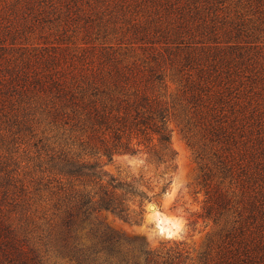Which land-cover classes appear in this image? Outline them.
Instances as JSON below:
<instances>
[{"label": "trees", "instance_id": "trees-1", "mask_svg": "<svg viewBox=\"0 0 264 264\" xmlns=\"http://www.w3.org/2000/svg\"><path fill=\"white\" fill-rule=\"evenodd\" d=\"M226 3L0 0V120L35 148L27 180L0 163L1 254L25 264H60L47 261L51 249L71 264H187L184 241L154 249L90 224L102 210L143 213L152 196L142 178L110 174L105 161L145 152L175 167V120L205 193L188 225H221L198 260L264 264L261 18L250 29Z\"/></svg>", "mask_w": 264, "mask_h": 264}, {"label": "rangeland", "instance_id": "rangeland-1", "mask_svg": "<svg viewBox=\"0 0 264 264\" xmlns=\"http://www.w3.org/2000/svg\"><path fill=\"white\" fill-rule=\"evenodd\" d=\"M256 3L261 5L259 11L253 9ZM226 4L228 5L225 7L226 9L237 8L246 15L250 21L245 25L250 29L255 26L253 21L261 18L259 21L261 25L258 26V30H254L257 33V39L253 35V40L257 45L254 42L253 44L257 47H252L259 49L258 58L264 62V0H227ZM220 6H224V4H220ZM232 13L234 14V11ZM74 38L76 41H82V36ZM255 50L257 49L250 50L251 56ZM34 52L42 56L45 50L39 48ZM175 86L176 84H173L172 89ZM5 126L7 125L4 123L0 125V163L3 164V167L8 166L10 168L8 170L14 169L15 172H20L27 180L29 165L32 163L30 150L35 148L31 146L29 136L20 135L15 139L9 127L4 128ZM171 127L173 128L172 145L176 151L175 167L166 168L165 164L150 161L145 152L116 154L113 160L105 161V169L110 174L127 180L135 177L142 178L146 184L145 189L152 196V199L145 201L143 213L137 218L125 219L112 211L102 210L98 213L96 220H92L90 224L96 227L98 223H102L130 239L142 240L154 249L164 248L175 241H184V245L190 250V256L193 257L187 264H201L198 260L199 254L210 237L219 238L221 225L213 224V222L207 224L202 218H199L195 229L188 225L190 219L198 218V214L202 212L205 199V193L200 183V162L196 158V150L189 144L181 126L173 120ZM165 181L169 182L168 189L166 192H162L161 187ZM152 203L156 205V210L166 218L165 223L171 226V232L168 229L165 231L161 229L157 212L151 207ZM135 207L140 210L138 204ZM42 248L43 252H46L45 247ZM11 253L15 254L14 251ZM58 254L53 249L49 250L50 257L47 255V259H50L47 261L71 264L67 258ZM9 255L0 252V264L26 263L21 257L11 259Z\"/></svg>", "mask_w": 264, "mask_h": 264}, {"label": "bare ground", "instance_id": "bare-ground-1", "mask_svg": "<svg viewBox=\"0 0 264 264\" xmlns=\"http://www.w3.org/2000/svg\"><path fill=\"white\" fill-rule=\"evenodd\" d=\"M154 209L156 210V208H154ZM156 212H157V217H158V221H159V224H160L161 229L164 230V231L168 229V230L171 232V231H172L171 226L168 225L167 223H165V221H167L166 218L163 217V216L159 213L158 210H156Z\"/></svg>", "mask_w": 264, "mask_h": 264}, {"label": "water", "instance_id": "water-1", "mask_svg": "<svg viewBox=\"0 0 264 264\" xmlns=\"http://www.w3.org/2000/svg\"><path fill=\"white\" fill-rule=\"evenodd\" d=\"M151 207H152V208H155V207H156V205H155L154 203H152V204H151Z\"/></svg>", "mask_w": 264, "mask_h": 264}]
</instances>
